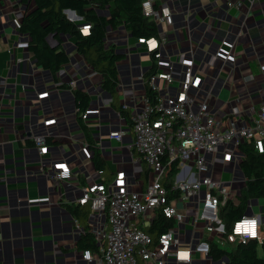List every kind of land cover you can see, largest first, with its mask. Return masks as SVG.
I'll use <instances>...</instances> for the list:
<instances>
[{
  "label": "crops",
  "instance_id": "obj_1",
  "mask_svg": "<svg viewBox=\"0 0 264 264\" xmlns=\"http://www.w3.org/2000/svg\"><path fill=\"white\" fill-rule=\"evenodd\" d=\"M157 1L161 8L173 7V27L161 25L162 34L170 35L168 46L153 55L124 28L110 31L109 46L123 55L113 92L103 88L102 76L76 53L73 41L64 39L71 63L62 72L38 67L21 47L29 38L13 23L24 14L20 0H0V264H100L101 256L83 249V237L98 224L91 206L79 202L84 188L95 184L110 193L123 191L126 184L140 193L148 188V167L137 162L133 109L135 100L143 108L144 78L154 68L162 71L173 63L175 78L182 81L187 64L177 63L180 56H192L194 49L200 68L217 58L214 82L202 91L211 93L212 114L227 120L239 109L243 124L253 125V110L264 105V0ZM157 53L162 59L155 58ZM224 65L226 78L219 71ZM200 84L196 76L192 91ZM78 93L88 96L83 109ZM114 132L123 134L121 142L110 138ZM38 138L45 140L43 157ZM223 166L216 163L209 176L218 179ZM64 171H71L73 179H54ZM194 221L180 227L185 246L192 242ZM100 223L106 229L107 217ZM151 224L142 221V227ZM85 251L92 252L93 262L83 259ZM196 259L206 261L201 255Z\"/></svg>",
  "mask_w": 264,
  "mask_h": 264
},
{
  "label": "built area",
  "instance_id": "obj_2",
  "mask_svg": "<svg viewBox=\"0 0 264 264\" xmlns=\"http://www.w3.org/2000/svg\"><path fill=\"white\" fill-rule=\"evenodd\" d=\"M155 0H147L143 5L144 15L159 25L173 27V11L169 5L155 9ZM231 6H233L231 4ZM241 7V6H240ZM14 26L19 31L22 19L15 18ZM90 32V27L84 31ZM168 34L151 41L139 40L154 54L168 43ZM154 44L155 46H152ZM28 48V45H22ZM194 49L192 63L186 65L182 81L174 75L173 65L169 72L157 70L144 78L147 86L156 94L154 100L147 96L143 108L134 101L133 131L135 149L139 155L137 162H143L149 170V186L145 192L131 191L128 184L121 192L110 193L105 185H92L83 190L82 206L90 205L97 220L93 229L101 247L100 264H194L197 255L210 258L212 243L219 245L240 244L248 241L264 242L262 217H244L228 233L226 224L220 218L221 208L235 200L224 188V182L209 176V155H215L219 148H225L228 156H234L240 165L242 156L240 146L254 143L259 153L264 152V105L253 119V125L238 127L236 118L242 111L236 109L227 120H218L209 107L211 93L195 112V99L190 95L196 72L194 68ZM8 54L13 52L9 49ZM160 60L162 55L157 53ZM224 67L220 68L222 72ZM125 110L129 109L124 105ZM88 119L87 115L83 117ZM112 140L121 142L123 134L114 132ZM41 157L44 155V139H36ZM232 148L233 153L228 154ZM239 154L240 156H238ZM176 165V170L171 167ZM216 164H214L215 166ZM44 171V168H42ZM156 180L152 181V175ZM56 180L70 181L71 171L55 176ZM161 211L164 216L175 222V227L161 235L156 242L142 227V221H150ZM196 211L192 242L188 246L182 242V225L191 223L193 217H185L182 212ZM107 217L106 229L101 219ZM254 233V234H253ZM198 242L195 248V243ZM187 253V258L181 254ZM83 259L94 261L91 251H85Z\"/></svg>",
  "mask_w": 264,
  "mask_h": 264
},
{
  "label": "trees",
  "instance_id": "obj_3",
  "mask_svg": "<svg viewBox=\"0 0 264 264\" xmlns=\"http://www.w3.org/2000/svg\"><path fill=\"white\" fill-rule=\"evenodd\" d=\"M147 0H20L24 10L19 34L29 38L28 52L35 64L54 75L62 72L71 63V55L65 47L64 39L73 41L75 51L82 56L92 69L103 78V88L116 91L119 84L118 63L123 55L108 46L109 33L124 28L133 40L151 41L160 38L161 25L144 15L143 5ZM155 9H161V2H155ZM72 11L81 21H71L66 14ZM90 27L84 36V28ZM145 45V44H143ZM153 69L146 77L155 73ZM147 98L154 100L156 94L148 87ZM80 108L87 106L88 96L78 93ZM126 117L127 114L123 113ZM130 121L129 117H127ZM242 161L239 165L245 185L235 200H229L220 212V218L231 233L235 224L247 217L254 202L264 200V152L261 154L254 143L245 142L240 146ZM176 165L171 167L176 170ZM175 227V222L167 219L159 211L151 226L143 230L157 242L161 235ZM84 250H91L101 256V247L94 234L83 237ZM260 247L263 256H260ZM217 264H264V242L248 241L227 244L223 248L212 243L209 255Z\"/></svg>",
  "mask_w": 264,
  "mask_h": 264
},
{
  "label": "rangeland",
  "instance_id": "obj_4",
  "mask_svg": "<svg viewBox=\"0 0 264 264\" xmlns=\"http://www.w3.org/2000/svg\"><path fill=\"white\" fill-rule=\"evenodd\" d=\"M19 18L22 19L23 16L19 14ZM162 26H163V24H162ZM162 30H163V27H162ZM165 33H166V31H164V35H165ZM167 38L169 41L170 35H168ZM166 46H168V43ZM180 57H181V59L179 58V60H177V63H179L181 65L192 63L193 57L191 55L190 56L185 55V56H180ZM218 61L219 60L217 58H214L212 60L211 64L207 63V64L203 65L201 68H200V66H201V60L200 59L198 60V62L196 64L194 62V68L196 71V76H199V78L201 80V84L196 87L197 88L196 92H193L192 90L190 92L191 97L193 99H195V101H196V105L194 107V110L196 113H198V111H199L200 104L205 101L208 94L210 93V92L209 93H203L202 91H206L207 86H209L210 84H212L214 82V80L212 79V76L214 75L215 71H217L218 65L220 64V62L218 63ZM170 63H171V61H170ZM172 65H173V63L170 64V67L162 69V71L163 72H169ZM226 69H227V67L225 66V68L223 70V73H225V75L223 74L224 78L227 77V73H226L227 70ZM206 76H207V80L205 81ZM221 83H222V80H221ZM218 92H219V90H217L215 92V95ZM246 100L248 102H250L248 97ZM131 103H132V101L129 100L128 105H131ZM213 106H214V101L211 98L209 101V107L211 110H212ZM244 113H246V111ZM216 118L218 120L223 119V118H220L217 116H216ZM242 120H243V111H242V115L240 117L236 118L237 125L239 128L242 126H245L243 124ZM222 150L224 153L225 148L221 147L218 149L217 157H215V155H209L207 157V160H208L210 169H212L211 171H213L214 164H216L218 162L222 163V165H225V166H223V168L222 167L218 168L219 172L216 173V175H217L216 178H218V179H220V181L224 182V188L227 190L229 195L236 197L237 195H239L240 191L244 187L245 179H244L243 173L241 172V170L239 168V165H237V161H236V158L234 156H228L227 153L225 152L224 154H222L223 155L222 158L218 159V156L220 155V152H222ZM232 153H233V149L232 148L228 149V154L231 155ZM237 155L240 156L239 154H237ZM141 163H143V162H141ZM156 178H157L156 175L153 174L152 175V181L153 180L155 181ZM256 202H257L256 205H252L250 207L248 215L249 216L251 214L252 215H261L263 217V221H264V200H259ZM182 213L185 217H193L194 219L197 216L196 211H191L189 213H184V212H182ZM184 238L185 237L183 235V238H182L183 243H185ZM197 244H198V242L195 243V248L197 247ZM220 246H222L223 248H227V245H220ZM260 256L261 257L263 256L261 247H260ZM194 264H217V263H213L212 260L210 258H208V259H206V261H203V262L199 259L198 260L196 259Z\"/></svg>",
  "mask_w": 264,
  "mask_h": 264
},
{
  "label": "water",
  "instance_id": "obj_5",
  "mask_svg": "<svg viewBox=\"0 0 264 264\" xmlns=\"http://www.w3.org/2000/svg\"><path fill=\"white\" fill-rule=\"evenodd\" d=\"M66 14H68L69 19H70L71 21H79V20H81V19L76 15L75 12L67 11Z\"/></svg>",
  "mask_w": 264,
  "mask_h": 264
},
{
  "label": "snow or ice",
  "instance_id": "obj_6",
  "mask_svg": "<svg viewBox=\"0 0 264 264\" xmlns=\"http://www.w3.org/2000/svg\"><path fill=\"white\" fill-rule=\"evenodd\" d=\"M153 46H155V45L153 44ZM61 167H63V166H61ZM253 234H254V233H253ZM181 257L186 259V258H187V253H182V254H181Z\"/></svg>",
  "mask_w": 264,
  "mask_h": 264
},
{
  "label": "bare ground",
  "instance_id": "obj_7",
  "mask_svg": "<svg viewBox=\"0 0 264 264\" xmlns=\"http://www.w3.org/2000/svg\"><path fill=\"white\" fill-rule=\"evenodd\" d=\"M88 33H89V32L85 30V34L87 35ZM108 41H109V40H108ZM108 46H109V44H108ZM152 46H153V44H152ZM121 53H122V52H121ZM153 55H154V54H153Z\"/></svg>",
  "mask_w": 264,
  "mask_h": 264
}]
</instances>
